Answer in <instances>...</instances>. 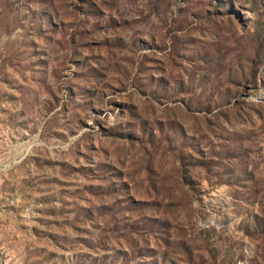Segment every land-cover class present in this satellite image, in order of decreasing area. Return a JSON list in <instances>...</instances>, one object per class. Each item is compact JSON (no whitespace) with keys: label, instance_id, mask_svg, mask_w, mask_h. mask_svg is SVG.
I'll list each match as a JSON object with an SVG mask.
<instances>
[{"label":"rangeland","instance_id":"374dc122","mask_svg":"<svg viewBox=\"0 0 264 264\" xmlns=\"http://www.w3.org/2000/svg\"><path fill=\"white\" fill-rule=\"evenodd\" d=\"M216 1L0 0V264H264V0Z\"/></svg>","mask_w":264,"mask_h":264},{"label":"trees","instance_id":"16d2710c","mask_svg":"<svg viewBox=\"0 0 264 264\" xmlns=\"http://www.w3.org/2000/svg\"><path fill=\"white\" fill-rule=\"evenodd\" d=\"M232 1H234V0H217L216 2H213V4H211V7L215 8V6H222V7L226 6L227 8H229V10H231V9H233ZM225 14L226 15L229 14V11L228 12L226 11ZM236 17H237V14H236ZM146 263H149V262H146ZM152 264H154V263L152 262Z\"/></svg>","mask_w":264,"mask_h":264}]
</instances>
